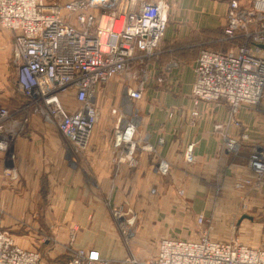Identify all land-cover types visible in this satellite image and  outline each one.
Segmentation results:
<instances>
[{
  "label": "crops",
  "instance_id": "obj_1",
  "mask_svg": "<svg viewBox=\"0 0 264 264\" xmlns=\"http://www.w3.org/2000/svg\"><path fill=\"white\" fill-rule=\"evenodd\" d=\"M179 1L188 22L178 26L180 32L168 29L161 43V58L151 62L155 75L169 74L171 87L164 89L153 81L146 89L145 99L138 104L142 115L139 131L149 133L155 151L136 150L137 164L131 167L124 156L126 148H122L117 152L120 161L113 163L118 157L112 150L111 132L117 118L112 108L121 102L120 77L97 89L101 117L92 132L90 148L80 156V162L73 157L57 126L38 114L31 116L26 129L8 149H0V192L5 211L0 230L9 232L22 248L42 252L41 264H68L66 246L72 233L76 247L98 250L109 264H133L128 258H152L162 239L195 240L205 229L211 239L227 242L235 230L220 226L212 216L209 201L214 195L240 197L250 205L264 206V180L259 182L249 167L250 146L264 144V104L244 105L239 110L237 117L251 133L249 141H241L240 158L214 130L216 124L223 123L232 136H240L241 130L232 125L225 102H202L198 126L193 127L188 121L197 46H213L219 51L230 46H214L223 36L227 2ZM176 58L184 64V70L176 65L169 71V63ZM4 60L0 53V71L5 68ZM174 105H178L180 113L167 118L166 109ZM191 142L195 143V160L189 164L184 152ZM159 154L171 163L167 176L155 169ZM7 166L16 168L20 177L17 182L5 175ZM239 177L252 178L253 185L236 189ZM181 189L185 190L183 196ZM120 206L132 207L138 213L130 243L121 235L113 215V208ZM199 215L210 218V224L199 225Z\"/></svg>",
  "mask_w": 264,
  "mask_h": 264
},
{
  "label": "built area",
  "instance_id": "obj_2",
  "mask_svg": "<svg viewBox=\"0 0 264 264\" xmlns=\"http://www.w3.org/2000/svg\"><path fill=\"white\" fill-rule=\"evenodd\" d=\"M223 36L218 41L230 45L225 51L203 46L194 65L192 108L189 125L198 126L202 102H225L232 125L240 136H232L223 123L214 130L221 133L229 150L238 153L241 141L251 133L237 116L244 105H258L264 98V0H227ZM170 14L166 0H0V26L14 37L13 63L16 86L22 101L12 109L0 103V149H8L21 134L33 114L52 122L70 143L84 152L101 117L97 89L115 77L122 79L119 106L112 128L113 152L126 148L131 167L136 166V150L152 152L149 133L139 131L142 115L138 104L145 99L153 81L165 83L164 75L153 73L152 59L161 54ZM169 68V67H168ZM77 102L72 110L69 97ZM175 110H169L172 118ZM164 145V137L159 138ZM114 161H120V157ZM184 160H195V143L186 146ZM171 163L162 154L155 169L168 174ZM249 167L257 180H264V144L253 145ZM5 175L18 176L14 166ZM253 185V179L239 177L236 188ZM185 193L184 189L180 190ZM125 206L113 208L119 230L131 242L134 223ZM5 211L1 202L0 220ZM197 217L199 225L207 222ZM210 222V220H209ZM75 234L68 242V264H109L96 249L76 247ZM42 254L19 246L12 235L0 230V264H41ZM133 264H264V248H254L240 241L234 233L227 242L210 238L202 230L195 240L164 238L157 255Z\"/></svg>",
  "mask_w": 264,
  "mask_h": 264
},
{
  "label": "rangeland",
  "instance_id": "obj_3",
  "mask_svg": "<svg viewBox=\"0 0 264 264\" xmlns=\"http://www.w3.org/2000/svg\"><path fill=\"white\" fill-rule=\"evenodd\" d=\"M48 2H66L68 0H47ZM168 4V9H169V14H170V22H169V27L168 29L174 30L175 32H180L179 25L182 23L188 22L187 20V15L183 13L182 9V4L180 3L179 0H166ZM222 1V0H221ZM227 2V0H223ZM2 28V27H1ZM168 31V30H167ZM167 35V33H166ZM179 38V37H178ZM203 46V45H202ZM202 46H197L198 47V53L197 56L202 48ZM216 48L219 47H224L225 45L222 44L221 42L214 45ZM213 47V46H212ZM13 49H14V40H13V34L5 29H0V53L5 56L4 64L5 68L3 71H0V103L9 106L11 109L15 106H17L21 101H22V95L19 92L17 86H16V69L13 64ZM160 58L162 56V53L159 55ZM197 59V57H196ZM177 60V62H176ZM176 60H173V65L171 66V63H169V71L172 70L173 67L176 65L180 71L184 70V64H181V62L176 58ZM196 61V60H195ZM195 64V62H194ZM168 72V71H167ZM158 75H164L166 77L165 83L162 85H159L160 87L164 89H170L171 83L169 80V74L168 76L165 74H158ZM69 104L71 105V109L74 110L76 109V104L73 98V95L69 97ZM110 101H107V103ZM111 103V102H110ZM264 104V98L261 103H259V106H262ZM174 105L173 107H168L166 109V114L167 118L169 117V110L174 109L175 114H179L181 109L177 108ZM251 106V105H248ZM256 106V105H255ZM258 106V107H259ZM173 116V117H174ZM31 117L29 118L30 122ZM142 131V129H141ZM68 149L73 153V157L77 159V162H80V156L87 150H89V146L84 150V152H79L78 150L74 149L68 141H65ZM248 143V142H246ZM264 143V141H263ZM244 145V144H243ZM92 148V147H91ZM253 145L250 146V151L252 150ZM243 153V148L239 149L237 155H242ZM74 160V159H73ZM75 161V160H74ZM76 163V161H75ZM169 174V173H168ZM168 174L164 175L167 176ZM19 175L13 179L14 181L19 180ZM218 181V180H217ZM219 182V181H218ZM221 185V184H219ZM252 186V185H251ZM249 187V186H248ZM236 188V187H235ZM246 188V187H244ZM244 188H236L239 190H242ZM222 190V185L220 187V191L218 193H221ZM185 194V193H184ZM184 194H181L183 196ZM229 199H231L229 201ZM210 208L212 206V210L210 211L212 216L214 214L215 220L220 226H225L227 225V230H233L234 228V236H236L240 241H242L245 244H251L253 246H259V245H264V206L258 207L257 205H250L248 204V201H244L243 199L241 200L240 197L238 198H224V196L218 195L209 201ZM231 202V203H230ZM129 216H131V220L134 223V229L136 226V221H137V216L138 213L137 211L132 208L128 207ZM250 216L249 218L244 217V216ZM115 217V216H114ZM211 217V216H210ZM228 218V220L226 219ZM116 219V218H115ZM208 221L207 223L210 224L209 219L207 218ZM241 220V221H240ZM117 221V219H116ZM216 224V223H215ZM117 226H119L118 221H117ZM119 228V227H118ZM216 228V227H215ZM120 231V230H119ZM135 231V230H134ZM121 233V232H120ZM232 233V232H231ZM122 235V233H121ZM225 236V233H222V237ZM231 238V235L229 236ZM225 238V239H229ZM255 248V247H254ZM42 253V252H40ZM68 254V253H67ZM130 262V261H129Z\"/></svg>",
  "mask_w": 264,
  "mask_h": 264
},
{
  "label": "water",
  "instance_id": "obj_4",
  "mask_svg": "<svg viewBox=\"0 0 264 264\" xmlns=\"http://www.w3.org/2000/svg\"><path fill=\"white\" fill-rule=\"evenodd\" d=\"M244 217H247V216L245 215ZM248 217H250V216H248Z\"/></svg>",
  "mask_w": 264,
  "mask_h": 264
}]
</instances>
